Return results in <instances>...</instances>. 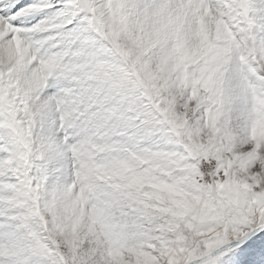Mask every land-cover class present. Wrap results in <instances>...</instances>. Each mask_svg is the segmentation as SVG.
I'll list each match as a JSON object with an SVG mask.
<instances>
[{
    "label": "snow or ice",
    "instance_id": "1",
    "mask_svg": "<svg viewBox=\"0 0 264 264\" xmlns=\"http://www.w3.org/2000/svg\"><path fill=\"white\" fill-rule=\"evenodd\" d=\"M0 264H264V0H0Z\"/></svg>",
    "mask_w": 264,
    "mask_h": 264
}]
</instances>
